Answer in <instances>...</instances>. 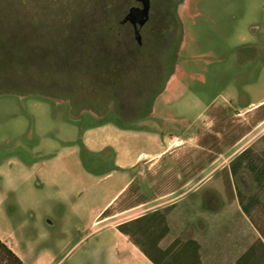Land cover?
Instances as JSON below:
<instances>
[{
	"label": "rangeland",
	"instance_id": "374dc122",
	"mask_svg": "<svg viewBox=\"0 0 264 264\" xmlns=\"http://www.w3.org/2000/svg\"><path fill=\"white\" fill-rule=\"evenodd\" d=\"M136 6L135 0H0V213L20 235L27 264H151L111 226L76 214L57 193L44 200L36 180L17 174L19 162L45 159L32 146L46 132L61 131L68 98L88 107L100 83L114 88L105 78L113 65L137 83L138 72L160 60L168 78L161 100L171 115L167 133L196 132L207 106L231 96L230 141L264 112L233 116L236 106L264 98V0H151L138 40L122 22ZM116 48L149 50L92 55ZM110 96L111 90L102 98ZM105 114L116 116L112 109ZM239 146L225 153V174L218 173L225 178L222 201L231 207L232 229L238 204L264 230V122ZM158 229L136 239L149 246Z\"/></svg>",
	"mask_w": 264,
	"mask_h": 264
},
{
	"label": "crops",
	"instance_id": "0c3cea01",
	"mask_svg": "<svg viewBox=\"0 0 264 264\" xmlns=\"http://www.w3.org/2000/svg\"><path fill=\"white\" fill-rule=\"evenodd\" d=\"M140 50L149 49L134 51ZM109 51L92 55H129L119 53L127 52L125 49ZM112 67L113 72L105 78L114 88H108L109 82L100 83L88 107L80 97L68 98L70 113L61 131L54 135L46 132L32 146L45 159L35 164L19 162L18 176L36 180V186L44 190V200L53 201L57 193L76 214L88 213L92 223L111 226L121 241L151 264L140 249L149 246L130 239L118 227L127 223L131 230L132 222L138 219L147 224L146 218L156 212L164 215L167 228L156 242L159 249H166L175 240L194 241L200 264H263L264 240L238 204L232 229L231 207L222 201L225 178L218 173L225 174L229 158L225 153L242 147L241 142L264 122V113L230 141L225 120L236 102L231 96L222 104L207 106L202 127L196 132L167 133L171 115L164 111L161 100L168 78L160 60H153L148 72L137 71L139 83L130 80V73L119 70L121 66ZM109 90L112 96L103 99ZM262 104L264 98L238 105L233 116L250 115ZM111 109L116 116L107 118L105 113ZM81 148L86 150L83 155ZM2 203L0 192V206ZM107 208H111L110 215L103 217ZM3 218L0 213V241L27 264L20 235L3 225ZM182 258L188 260L189 256L183 254Z\"/></svg>",
	"mask_w": 264,
	"mask_h": 264
},
{
	"label": "trees",
	"instance_id": "16d2710c",
	"mask_svg": "<svg viewBox=\"0 0 264 264\" xmlns=\"http://www.w3.org/2000/svg\"><path fill=\"white\" fill-rule=\"evenodd\" d=\"M117 49V48H116ZM109 50V49H108ZM262 110L264 108V104L261 105ZM264 113V112H263ZM85 149L81 148V154H85ZM139 200H135L134 202H138ZM111 208H107L102 216L106 217L110 215ZM249 216V215H248ZM250 221L256 230L259 232L261 237L264 240V230L259 226L257 221L252 219ZM147 224H141V220H135L132 222V229L128 230L127 223L119 225L118 229L120 232L129 236L130 239L136 242V237L139 233L150 232L154 227H158V231L155 233V237L153 243L149 245V248L146 250L142 247L140 249L146 255V257L153 264H200L198 257V245L194 241H186L180 242L179 240L173 241L166 249H159L156 247V242L166 233L167 228L164 226L165 217L163 214L154 213L150 217L146 218ZM264 246V245H263ZM183 254L189 256L188 260L183 259ZM0 264H23L19 258L7 248L5 244L0 241Z\"/></svg>",
	"mask_w": 264,
	"mask_h": 264
},
{
	"label": "water",
	"instance_id": "95a60500",
	"mask_svg": "<svg viewBox=\"0 0 264 264\" xmlns=\"http://www.w3.org/2000/svg\"><path fill=\"white\" fill-rule=\"evenodd\" d=\"M140 7H131L128 12V18L133 25H142L148 17L150 0H135Z\"/></svg>",
	"mask_w": 264,
	"mask_h": 264
},
{
	"label": "flooded vegetation",
	"instance_id": "af4514ba",
	"mask_svg": "<svg viewBox=\"0 0 264 264\" xmlns=\"http://www.w3.org/2000/svg\"><path fill=\"white\" fill-rule=\"evenodd\" d=\"M136 7H140V4H139V6H136ZM150 7H151V0H150ZM149 15H150V8H149V12H148V17H147L146 21L144 22V24H142V25H138V24L133 25L132 22L128 18V13H127L126 16H124L122 22L130 24L131 29H132V31H133V33L135 35V38L138 40V29L141 28V27H145L147 25V23L149 22ZM125 50L129 53L130 51H133L135 49H125Z\"/></svg>",
	"mask_w": 264,
	"mask_h": 264
}]
</instances>
